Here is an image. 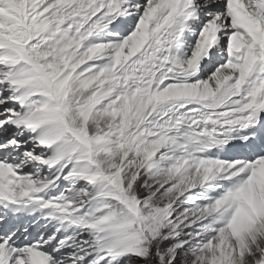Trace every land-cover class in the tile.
Masks as SVG:
<instances>
[{
    "label": "snow or ice",
    "instance_id": "1",
    "mask_svg": "<svg viewBox=\"0 0 264 264\" xmlns=\"http://www.w3.org/2000/svg\"><path fill=\"white\" fill-rule=\"evenodd\" d=\"M0 264H264V0H0Z\"/></svg>",
    "mask_w": 264,
    "mask_h": 264
}]
</instances>
